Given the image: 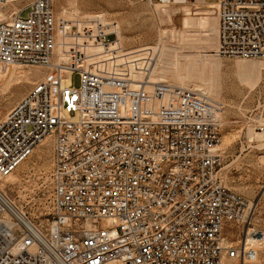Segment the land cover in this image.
Masks as SVG:
<instances>
[{
    "label": "built area",
    "instance_id": "1",
    "mask_svg": "<svg viewBox=\"0 0 264 264\" xmlns=\"http://www.w3.org/2000/svg\"><path fill=\"white\" fill-rule=\"evenodd\" d=\"M216 3L220 53L264 56V0ZM82 19L83 28L58 20L54 0H30L0 22V62L53 71L0 118V264L256 260L245 230L251 203L221 171L225 102L183 84L91 68L89 59L124 45L104 14ZM47 139L49 205L38 219L1 181ZM236 224L243 227L231 241L227 229Z\"/></svg>",
    "mask_w": 264,
    "mask_h": 264
},
{
    "label": "rangeland",
    "instance_id": "2",
    "mask_svg": "<svg viewBox=\"0 0 264 264\" xmlns=\"http://www.w3.org/2000/svg\"><path fill=\"white\" fill-rule=\"evenodd\" d=\"M29 1L0 3L5 20ZM209 1L211 5L206 6L198 0H54V10L58 20H76L81 28L86 23L77 20L95 13L104 14L110 20L109 26L115 25L124 48L114 55L89 59L91 68L183 84L225 102L221 171L226 184L251 202L245 230L250 227L264 233V56L243 59L221 54L218 6L216 0ZM51 75L53 71L48 67L0 62V118L35 82ZM73 81L80 85L78 74L73 75ZM51 154V141L44 140L13 172V181L2 185L38 219H43L48 210L46 174ZM242 227L236 224L227 229L231 241L237 239ZM256 247L261 251L256 260L229 258L225 264H264V241Z\"/></svg>",
    "mask_w": 264,
    "mask_h": 264
},
{
    "label": "bare ground",
    "instance_id": "3",
    "mask_svg": "<svg viewBox=\"0 0 264 264\" xmlns=\"http://www.w3.org/2000/svg\"><path fill=\"white\" fill-rule=\"evenodd\" d=\"M173 1H176V0H173ZM172 1V2H173ZM179 1H187V0H179ZM199 4L200 5H211V1L209 0H198ZM216 3V2H215ZM156 4V3H155ZM217 4V3H216ZM6 19V16L4 14V12L1 10L0 8V22L4 21ZM256 58V57H255ZM243 59H253V58H243ZM12 64V63H11ZM15 66V65H14ZM14 68V67H13ZM150 72V70H149ZM41 73V72H40ZM39 73V75H40ZM148 73V72H147ZM35 75V74H34ZM149 75V74H148ZM38 76V75H37ZM135 78V77H134ZM148 78V76L146 77ZM136 80H138V78H135ZM142 79V78H141ZM66 82H71V76L69 75L68 78H66ZM8 84V83H7ZM9 86V85H8ZM262 144V143H261ZM222 145V143H221ZM263 145V144H262ZM222 149V147L220 148ZM221 151V150H220ZM13 172L11 174H9L8 176H6L2 181H1V185H4L6 184V182H12L13 181ZM233 189V188H232ZM235 190V189H234ZM251 203V202H250ZM253 230H256V228H251L250 229V233L248 235V240L249 242H253L254 244H256L257 246L260 244L261 245V242L263 243L264 241V233L258 231L257 234H253ZM252 232V233H251ZM260 247V246H259ZM256 250H257V254L259 255V253L261 252L260 249L258 247H256ZM227 261V260H226ZM227 264H231V262H226ZM236 261H233L232 264H235Z\"/></svg>",
    "mask_w": 264,
    "mask_h": 264
}]
</instances>
